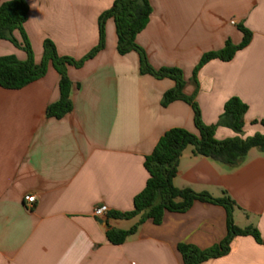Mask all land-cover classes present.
I'll return each mask as SVG.
<instances>
[{
  "label": "crops",
  "instance_id": "obj_1",
  "mask_svg": "<svg viewBox=\"0 0 264 264\" xmlns=\"http://www.w3.org/2000/svg\"><path fill=\"white\" fill-rule=\"evenodd\" d=\"M115 1L26 0L35 63L41 64L47 39L61 57H86L99 44L100 16ZM149 1L153 13L137 43L152 67L183 71V93L197 103L206 125H217L233 97L249 106L242 132L220 126L217 139L263 134L257 121L264 119V0ZM240 26L252 33L250 44L231 61L205 64L194 80L203 55L227 41L242 43ZM117 45L109 19L105 49L81 68H68L74 109L62 119L47 117L60 98V75L52 65L22 89L0 86V264H184L179 245L206 251L226 238L227 210L206 202L185 213L166 212L160 225L147 220L120 245L107 232L124 230L125 219L94 216L102 205L111 212L134 209L149 179L145 160L169 130L197 134L189 103L163 105L175 81L142 74L138 53L120 55ZM8 55L27 59L2 40L0 57ZM193 150L183 152L174 185L217 199L229 196L235 224L258 229L263 240L236 237L227 255L203 264H264V152L250 150L232 169Z\"/></svg>",
  "mask_w": 264,
  "mask_h": 264
},
{
  "label": "trees",
  "instance_id": "obj_2",
  "mask_svg": "<svg viewBox=\"0 0 264 264\" xmlns=\"http://www.w3.org/2000/svg\"><path fill=\"white\" fill-rule=\"evenodd\" d=\"M153 8L149 0H116L113 7L104 12L99 18L100 41L86 57L75 60L70 57H61L53 41L44 42V55L40 65L35 63L34 52L30 39L25 30L29 18V6L26 0H0V41H9L27 54L25 61L14 55L0 57V86L5 89L17 90L41 79L47 74L49 66H53L60 75V98L47 109V117L62 119L74 109L72 101L73 82L68 68H81L85 62L93 59L106 46V24L113 19L116 25L120 55L136 52L140 58L142 74H149L157 79L170 78L176 86L168 91L163 100L167 106L175 101L182 100L189 103L195 113L197 134L183 128L169 130L158 142L153 153L145 160V168L149 173L145 189L134 199V209L130 212H110L108 216L114 219L131 220L140 217L138 224L129 230L111 228L107 232L109 241L120 245L135 235L140 225L147 220L160 225L166 212L185 213L195 202H206L223 206L227 210L228 234L223 242L206 251L194 246L181 244L178 247L184 264H203L211 259L223 257L231 250V244L236 237L253 236L262 243L261 234L254 227L239 228L233 218L235 202L229 197L214 198L209 193H197L190 188L180 189L174 185V179L179 171V161L188 147H193L197 156H204L216 162L235 169L241 166L250 150L256 148L264 152V133L255 134L247 139L239 137L226 140L216 138L218 127H228L236 132H242L245 126V116L249 106L238 97L231 98L224 107L217 125L209 126L203 122L202 114L197 103L187 97L183 90L186 85L183 71L179 68H161L156 70L148 61L145 50L137 43V36L148 26ZM244 39L240 45L227 41L225 47L217 52L203 55L196 66L193 79H197L201 68L212 60L231 61L235 54L246 48L252 39V33L240 26ZM19 34L21 40L17 38ZM264 127V119L257 121Z\"/></svg>",
  "mask_w": 264,
  "mask_h": 264
},
{
  "label": "built area",
  "instance_id": "obj_3",
  "mask_svg": "<svg viewBox=\"0 0 264 264\" xmlns=\"http://www.w3.org/2000/svg\"><path fill=\"white\" fill-rule=\"evenodd\" d=\"M27 202L30 204L35 203L36 197L34 195L29 196L26 198ZM111 212L110 208L107 205H102L100 207H97L94 210V216L95 217H105Z\"/></svg>",
  "mask_w": 264,
  "mask_h": 264
},
{
  "label": "rangeland",
  "instance_id": "obj_4",
  "mask_svg": "<svg viewBox=\"0 0 264 264\" xmlns=\"http://www.w3.org/2000/svg\"><path fill=\"white\" fill-rule=\"evenodd\" d=\"M19 39L21 40V37H20V35H19ZM42 60H43V58H42ZM139 222V221H138ZM138 222H137V220H135V219H131V220H125V221H123L122 223V225H123V227L122 228H124V230H129V229H131L133 226H135L136 224H138Z\"/></svg>",
  "mask_w": 264,
  "mask_h": 264
}]
</instances>
